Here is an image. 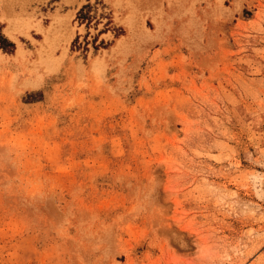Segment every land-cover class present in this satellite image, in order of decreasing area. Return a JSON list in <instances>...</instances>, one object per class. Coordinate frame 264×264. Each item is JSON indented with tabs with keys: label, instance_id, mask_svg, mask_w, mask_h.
<instances>
[{
	"label": "rangeland",
	"instance_id": "obj_1",
	"mask_svg": "<svg viewBox=\"0 0 264 264\" xmlns=\"http://www.w3.org/2000/svg\"><path fill=\"white\" fill-rule=\"evenodd\" d=\"M0 264H264V0H0Z\"/></svg>",
	"mask_w": 264,
	"mask_h": 264
},
{
	"label": "crops",
	"instance_id": "obj_2",
	"mask_svg": "<svg viewBox=\"0 0 264 264\" xmlns=\"http://www.w3.org/2000/svg\"><path fill=\"white\" fill-rule=\"evenodd\" d=\"M85 1L87 2V1H90V0H85Z\"/></svg>",
	"mask_w": 264,
	"mask_h": 264
},
{
	"label": "bare ground",
	"instance_id": "obj_3",
	"mask_svg": "<svg viewBox=\"0 0 264 264\" xmlns=\"http://www.w3.org/2000/svg\"><path fill=\"white\" fill-rule=\"evenodd\" d=\"M8 31H10L9 29H8ZM46 33V32H45Z\"/></svg>",
	"mask_w": 264,
	"mask_h": 264
}]
</instances>
